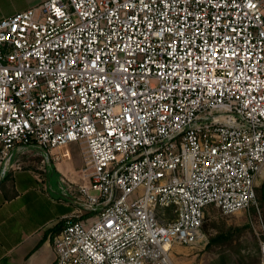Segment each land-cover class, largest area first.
<instances>
[{
    "label": "built area",
    "instance_id": "2783aa9c",
    "mask_svg": "<svg viewBox=\"0 0 264 264\" xmlns=\"http://www.w3.org/2000/svg\"><path fill=\"white\" fill-rule=\"evenodd\" d=\"M85 162L55 264H176L264 179V0H42L0 19V191L15 156ZM264 264V239L261 242Z\"/></svg>",
    "mask_w": 264,
    "mask_h": 264
},
{
    "label": "rangeland",
    "instance_id": "374dc122",
    "mask_svg": "<svg viewBox=\"0 0 264 264\" xmlns=\"http://www.w3.org/2000/svg\"><path fill=\"white\" fill-rule=\"evenodd\" d=\"M26 1L0 0V19L25 10L26 8H23ZM54 156L60 157L59 160H47L38 148L21 151L12 161L1 185L4 192L2 197L5 199H12L21 194L13 203L17 206L28 200L25 190L34 184L35 174L48 183L46 191L44 184H40L39 189L43 193V201L40 204L43 208L41 213L35 214L33 229L56 219L62 210L60 206L46 201L47 197L55 201L60 198L69 201L68 196H76L78 186L82 183L81 175L85 162L78 145L72 144L58 149ZM19 170L24 172L15 173ZM256 194L257 203L254 206L231 216H225L219 210L211 208L203 226L204 242L193 247L175 245L173 253L176 264H261L260 246L264 239V179L259 180Z\"/></svg>",
    "mask_w": 264,
    "mask_h": 264
},
{
    "label": "crops",
    "instance_id": "0c3cea01",
    "mask_svg": "<svg viewBox=\"0 0 264 264\" xmlns=\"http://www.w3.org/2000/svg\"><path fill=\"white\" fill-rule=\"evenodd\" d=\"M40 1L42 0H27L23 9ZM18 172L24 171L19 170L15 173ZM35 176L34 184L25 190L28 200L17 206L13 203L20 198L21 194H17L12 199H5L2 197L3 190L0 191V264H55L56 262L52 238L57 232L56 227L61 223L63 225L64 218L71 215L75 208L70 201L64 198L55 201L46 196V201L60 206L62 210L56 219L33 229L35 214L41 213L43 208L40 204L43 201L41 199L43 193L39 189L40 184H44L45 191L48 185L37 174ZM49 188L51 189L52 186Z\"/></svg>",
    "mask_w": 264,
    "mask_h": 264
},
{
    "label": "trees",
    "instance_id": "16d2710c",
    "mask_svg": "<svg viewBox=\"0 0 264 264\" xmlns=\"http://www.w3.org/2000/svg\"><path fill=\"white\" fill-rule=\"evenodd\" d=\"M3 187V186H2ZM2 187H1V190H2ZM63 223H64V221H63ZM62 224V223H61ZM59 225L58 227H56V230H57V232L56 233H58V232H60L61 231V229H62V227H63V225Z\"/></svg>",
    "mask_w": 264,
    "mask_h": 264
}]
</instances>
